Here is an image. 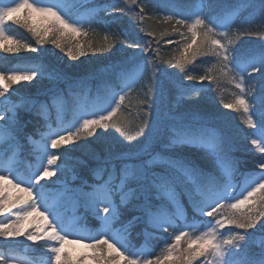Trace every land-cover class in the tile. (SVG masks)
Wrapping results in <instances>:
<instances>
[{
	"label": "snow or ice",
	"instance_id": "snow-or-ice-1",
	"mask_svg": "<svg viewBox=\"0 0 264 264\" xmlns=\"http://www.w3.org/2000/svg\"><path fill=\"white\" fill-rule=\"evenodd\" d=\"M74 2L75 0H8V2L0 0V51L7 53H18L22 49L29 52L38 51L31 44L15 39L6 27L9 21L12 24H19L17 15L22 10H27L30 14L37 13L53 18L52 26L46 28L43 33L29 27L28 17L24 18V25L37 38V44L52 43L61 51H65L67 47V56L72 60L85 55V44L77 41L74 46L66 45L65 38L73 40L80 35L87 36L88 32L84 26L86 24L90 26L97 21L95 12L88 17L74 18L69 9V5ZM128 2L129 0H125V3ZM130 2L136 4V0H130ZM138 7V15L143 14L144 7L142 5ZM206 7L211 12V5H205L201 0L198 10L188 19L182 16L175 21L176 24L188 28L191 42L183 48V55L175 62L169 61V64L172 68L183 71L185 66L192 63L198 55H214L218 61L217 68L222 75L227 76L230 72L234 74L231 79L235 81L234 86L239 89V94L223 107L234 112H242L246 127L254 130L246 135L251 138V144L261 153L257 163L259 172L245 175L243 191L246 195L242 198L233 196L232 189L235 185L231 177L235 169L227 156V145L222 134L216 135L211 154L215 157L214 163L223 171V180L205 173L185 156L178 154V150L186 146L196 148L205 146L207 129L205 116L194 114L193 120L197 122L195 126L193 124L174 126L170 129L171 135H166L162 126L150 128L149 136L145 137L149 143L142 142L126 147V150L116 157L120 161L119 169L115 164L109 167L106 163L100 169L94 170L107 174V179L102 183L89 186L90 191H84L83 188L78 190L65 188V195L76 200L82 199L85 209L104 227L99 236L93 238V242L85 245L98 250L99 255L93 257L97 264H120L121 261L124 264H165L173 257L174 264H193V261L201 257L204 258L202 264H264V239L256 243L258 235L264 236V223H260L264 219V51L259 55L234 56L230 48L234 40L229 38V32L235 23L233 18L235 10L226 11L222 15H205ZM258 10L261 17H264V0H258ZM99 11L107 13L109 9L101 7ZM112 11L125 12L126 10L123 7H116ZM171 19L172 15L166 17V21ZM243 23L251 24L253 21L246 19ZM50 32L52 39L46 40L45 37ZM218 37H224L227 43H222ZM6 45H15V47ZM113 46L110 45L108 49L103 50H110ZM87 47L92 48L93 45L89 43ZM127 47L138 48L139 45L129 43ZM131 62L138 70L147 71L151 66V84L148 90L149 110L166 101L173 94V88L177 90L176 102L190 99L193 93L199 96L202 91L201 88H185L182 84H176L173 74L158 69L153 60H137L133 54ZM53 71L54 76L50 75V78L68 81L67 73ZM257 73H259L257 79L261 84L258 94L253 95L250 102L247 96L252 94V90L245 88V78L253 77ZM43 75L42 65L22 71H12L7 75L0 72V122H2L0 123V182H3L0 184V215L11 212L14 208L17 209L14 219L7 216L4 220H0V238L5 241H16L23 237L32 244L45 241L48 245V242H52L47 246V251L50 253L48 264H76V261L70 258V254H65L64 244L80 243L81 237H73L71 241L66 240V236L71 234L69 229L72 225L64 222L57 202L49 203L46 192L48 185L42 183L55 176L57 172L64 171V168L57 164L62 154L58 151H48V149L58 150L63 145L75 143L82 136L92 137L98 128L106 131L109 127H113L129 141L135 139L136 136L131 135L126 126L114 121L113 117L116 116L121 104L125 101V95L136 81H129L126 73L121 70L118 72L121 80L120 92L113 88L111 99L105 107L98 111H79L67 127L60 119L57 126L53 128L50 123H47L49 117L43 103L38 107L32 100H21L17 103L5 95L13 84L20 81L31 82L37 76ZM185 78L189 81L198 78L201 84L205 80L213 79L210 75L197 77L193 74H186ZM72 86L69 83V89ZM22 109L29 113L35 110L37 117L45 119L48 131L41 134L40 141H33L30 135L24 133L20 115ZM139 127L140 131L137 135H144V128L148 127V124L144 122ZM21 137L36 146L37 162L27 176H21L16 171V157L22 148ZM3 185H10L25 196L14 202L9 201V198L4 196ZM257 194H259L258 198ZM116 196L120 197L119 204L114 199ZM181 196L188 197L193 213L212 218L203 222L205 227L199 230V234H193L190 231L193 225H186L179 230L178 234H174L171 243L166 245L164 254L154 259L149 258L143 251H132L127 247L126 234L128 228L133 226V221L146 223L164 232H167L169 228H176L174 215L180 218L185 215L178 199ZM257 202L259 207L255 206ZM169 203L176 207L174 215L165 210ZM249 203H252L253 207L246 208ZM121 205L125 206L123 211H128V206L131 205V211L138 215H133L123 230L113 231L112 223L122 215ZM222 209L230 210V214L225 215ZM34 215L40 216L46 227L27 231L25 224ZM49 217L52 219L50 220ZM258 224L259 229H257ZM226 226L243 230V233L231 230L224 233L222 230ZM252 229L257 231L251 232ZM181 241H184L187 247H181ZM105 246L107 252H105ZM253 248L258 250L253 251ZM0 264H24V261L11 259L0 253Z\"/></svg>",
	"mask_w": 264,
	"mask_h": 264
},
{
	"label": "trees",
	"instance_id": "trees-1",
	"mask_svg": "<svg viewBox=\"0 0 264 264\" xmlns=\"http://www.w3.org/2000/svg\"><path fill=\"white\" fill-rule=\"evenodd\" d=\"M75 0L69 5L70 14L74 18L82 17L81 13L85 10L86 17L95 12L97 22L87 27L88 35H81L78 39L80 43L85 44V55L79 56L77 60H72L66 53L52 54L49 52L45 44H37V38L28 27L20 21L19 24L8 22L7 29L10 34L17 36L22 42L36 45L37 52H29L21 50L18 53H7L0 51V72L9 74L12 71L24 70L33 66L42 65L50 71L59 70L67 73L68 81L59 79L55 85L48 88L37 90L26 83L18 82L11 86L7 92L14 102L19 103L21 100H32L36 102L37 107L43 103L47 109L49 117L47 123L53 128L57 126L58 120L62 119L65 127L71 124L75 115L82 111L80 103L87 98L86 110L91 107L103 108L111 99L112 89L116 91L121 89V80L118 72L121 70L126 73L127 78L135 80L136 83L128 91L131 99L129 108L131 114L126 116L123 126L130 125L129 133L136 136L135 139L129 141L126 137L120 136L116 131L109 132L114 138L116 149L110 151L105 149L103 142L98 140V135L92 137L82 136L78 141L70 145H63L58 150L62 154L60 161L69 160L74 165L77 173L74 184L82 186L85 191H90L91 185H97L107 179L106 173L98 170L106 163L110 167L115 164L117 169L120 167V161L116 157L126 150V147L138 145L142 142L149 143L145 140L149 136V129L155 126H162L166 135H171L172 127H180L184 124H195L193 120L194 114H199L207 118V129L205 133V146L197 148L200 151L192 152L196 147H184L178 151H183L190 155L188 159L192 164L202 168L205 173L223 180V171L215 163V159H209L205 151H209L212 144L215 143L213 134H222L226 141L227 156L234 165L232 174V183L235 185L233 196L241 192L245 186V175L259 172L257 167L261 153L251 144V138L246 134L254 131L246 127L244 115L242 112H234L231 109L224 108L223 105L232 102V95L239 94L231 79V74L222 75L215 64L218 62L214 55H198L196 59L185 66L182 71L172 68L169 61L175 62L180 55L187 40L184 39L178 31L181 25L175 21L182 16L188 19L195 11L201 0H136V4H132L129 0ZM8 2V0H5ZM205 5H211V12L206 7L205 15L223 14L229 10L233 12L235 23L230 31L231 39L234 43L230 45L234 56H252L259 55L264 51V17H261L258 10V0H202ZM256 4V7L250 5ZM144 7V13L138 15L139 7ZM106 7L109 11H99V8ZM123 7L126 11H112L113 8ZM172 15L170 21H166V17ZM141 16L143 17L141 19ZM246 19H252L253 23H243ZM29 26V25H28ZM30 27V26H29ZM251 32L253 34H245ZM151 33L152 35H148ZM76 41V42H77ZM172 41V43H169ZM75 42V43H76ZM91 43L92 48H88L87 44ZM129 43L138 44L139 47L129 48ZM75 44H73L74 46ZM110 45H114L108 49ZM158 50V51H157ZM135 54L137 60L149 59L153 60L158 69H163L173 74L176 84H182L185 88L196 87L201 88L200 95L193 93L190 99L186 98L182 102L175 101L176 89L173 88V94L168 99L149 110L148 90L151 84V66L147 71L138 70L136 65L131 62L132 55ZM111 66V67H110ZM211 69V71H209ZM54 72V71H53ZM186 74H193L197 77L202 75H210L212 80H205L201 84L199 79L189 81ZM259 73L253 77H246L245 82L249 84L252 94L249 97L252 101L253 95L258 94L261 82L257 79ZM79 81V83H77ZM251 81V83H249ZM69 83L73 86L69 89ZM141 100L139 103L138 100ZM59 101V102H57ZM63 101V103H61ZM142 101L146 109H140ZM195 105V107H192ZM255 107V105H253ZM125 109L128 105L125 104ZM85 109V108H84ZM147 113V114H146ZM22 118V127L24 133L30 135L33 141L41 140V134L46 133V121L35 115V110L29 113L25 110L20 112ZM118 117H113L117 120ZM147 122L148 127L144 128V135H137L140 127ZM20 143L22 148L17 155L16 171L21 176H27L35 165L37 158L35 145L29 143L21 137ZM87 143V145H84ZM124 147H122V144ZM92 147V150L98 155L89 154L86 148ZM49 150V149H48ZM190 151V153L188 152ZM97 156V157H96ZM49 187H56L54 183L45 182ZM134 187V185H132ZM59 187V186H58ZM181 191V190H178ZM117 204L120 203V197L114 198ZM182 208L185 211L184 218L174 215V209L166 206V211L174 215L176 228H169L167 232L152 228L146 223L133 221V226L128 228L127 247L132 251H143L149 258H155L164 254L167 244L171 243L170 234L180 228L183 221L193 225L190 231L193 234H199V230L205 227L203 222L209 221L210 217H201L191 211L187 196L178 197ZM125 206L121 205L122 215L116 220L115 226L119 230H123L132 219L133 215H138L131 211V205L128 211H123ZM224 214H230V210L222 209ZM89 235L96 236L101 222L95 217L87 216L84 220ZM261 223V222H260ZM260 225H257L259 229ZM230 229L237 231L234 227ZM257 229L250 230L256 232ZM243 233V230L242 232ZM259 236V235H258ZM181 247H187L184 241H181ZM22 247H16L8 241L0 238V253L10 258L12 256H29L44 257L43 251L29 250L25 253ZM253 248V251H257Z\"/></svg>",
	"mask_w": 264,
	"mask_h": 264
},
{
	"label": "rangeland",
	"instance_id": "rangeland-1",
	"mask_svg": "<svg viewBox=\"0 0 264 264\" xmlns=\"http://www.w3.org/2000/svg\"><path fill=\"white\" fill-rule=\"evenodd\" d=\"M90 1H92V0H88V2H90ZM81 15H82V17H86L85 10L82 11ZM25 17H28L27 24L30 27L35 28L37 31H39L41 33H43L46 28H50L52 26V23H53V18L45 17V16H42V15L37 14V13H31L30 14L27 10H22L21 13H19L17 15L16 19H18L24 23ZM6 27H7V25H6ZM85 30H87V27H85ZM178 31L181 35L183 34V37L185 40H187V43L191 42V34L188 31V28L186 26H181L180 28H178ZM12 36L17 40H20L17 36H15V35H12ZM218 38L221 40L222 43H225V44L227 43V40L224 37H218ZM229 38L231 39L230 32H229ZM45 39L51 40L52 39V33L50 32L48 34V36L45 37ZM78 39H81V35L77 36L73 40H69V38L66 37L65 38V44L66 45L70 44L71 46H73V44H75V42ZM22 43H25V42H22ZM187 43L184 45V47L187 45ZM44 44L46 45L49 52L52 54H56V53L61 52V50L56 48L55 45L52 43H44ZM31 45L33 47H36V45H34V44H31ZM6 46L15 47V45H6ZM66 52H67V47L65 48V51H62L61 54L66 53ZM182 55H183V49H182L180 55H178L177 59H179ZM217 64H218V62L215 64L216 67H217ZM229 67H231V62H229ZM43 68H44V75L42 77L37 76V78L32 80L31 82H28V81H20V82H23V83H26L32 87H35L37 90L48 88L51 85H55L59 79L50 78V75L54 76V72L50 71L47 67L43 66ZM230 74H231V76L234 75L231 72H230ZM127 79L129 81H132L131 78H127ZM237 79H238V77H237ZM233 82H235V81H233ZM250 87L251 86L249 84H246V82H245V88L248 89ZM117 92H120V91H117ZM5 95L7 97H9L8 93H6ZM127 95H128V92H127ZM250 95L247 96L248 100H249ZM231 97H232V100L235 99V95H232ZM118 98L119 97L117 96L116 99L118 100ZM140 101L141 100L139 99L137 103H139ZM57 102H59V101H57ZM86 102H87V98H84L82 100V102L80 103V107H82L83 110H86ZM130 102H131V99L127 96L125 98L124 103L121 104L120 109L118 110V112L116 114L118 119L115 121H118L122 126H123L122 123L125 121L126 116L131 114V109L129 108ZM61 103H63V101ZM125 104L128 105V109L124 108ZM140 109H146V107L144 106V101H142ZM93 110L98 111V109L94 108V107H91L89 111H93ZM0 123H2V122H0ZM126 127H127V129H129L131 126L127 125ZM98 131H99V128L96 130L95 135H97ZM112 131H116V133H118L120 136H122L120 134V132H118L113 127H112ZM213 135H214V137H216V135H218V133L213 134ZM98 140L103 142L105 149L110 150V151H114L116 149V146L114 145V138L111 136V133L109 132V128L106 131L104 129H101V132L98 135ZM68 145H70V144H68ZM84 145H87V143H84ZM122 147H124L123 144H122ZM211 148H212V146H211ZM211 148L209 149V151H205V154L209 157V159H215V157L211 154ZM49 150L51 151V148H49ZM86 150H87V152H89V154L98 155L97 152L92 150L91 146H88L86 148ZM198 151H200V150L197 148H194L192 152H198ZM188 152L190 153V151H188ZM178 154L185 156L187 159L190 158V155L185 154L183 151H178ZM16 159H17V157H16ZM66 161H69V160H64V161L58 160L57 161V164L64 168L63 173L57 172L55 176H53V177H51L45 181H42V183H45V182L54 183L55 182L54 186H56V187H49L46 189V192H47V195L49 198V203L57 202L59 204L60 212L62 214L63 219H67V224L72 225V227L69 229L71 234L66 236V240L71 241L73 239V237H81L80 243H65L64 244L65 254H70V258L73 259L74 261H76V264H97L96 260L93 259V257L99 255L98 250H94L90 247L85 246L88 243L93 242V238H95V237H90L87 234V231H86L84 224H81L79 222L81 220L82 213L81 214L80 213L75 214V212L79 208V200H76L74 198H70V197L65 195V188L72 189V190H78L81 188V187H77L74 184V180L76 179L77 173L75 171L73 163L66 162ZM36 162H37V158H36L35 164H36ZM13 183H15V181H13ZM0 184H3V182H0ZM3 187L5 188L4 196L8 197L9 201L14 202L16 199L25 196L24 193L19 192L17 189L12 188L10 185H3ZM243 189L236 196H241V198H242L243 195H246V192H244ZM258 197H259V194H257V198ZM166 206L173 208L174 214L176 213V207L174 205L169 203ZM180 206H181V203H180ZM255 206L259 207V202H257V204ZM81 207H83L82 208L83 211L84 210L87 211L84 207V203L82 204ZM248 207H253V204L249 203V205H247L246 208H248ZM16 211H17V209L14 208L11 210V212H6L3 215H0V220H4L5 217H7V216H11L14 219L15 218L14 213ZM69 212L74 213L73 216L68 215ZM87 212H89V211H87ZM101 215H102V213H101ZM225 215H228V214H225ZM49 219L51 220L52 218L49 217ZM260 222L264 223V219H262ZM182 224H184V225H181L179 230L185 228L186 225H188L186 223H182ZM25 227H26L27 231H33L37 228L46 227V225L40 216L34 215L33 217H31L27 221V223L25 224ZM230 228H231V226H226L222 231L224 233H228L230 230L233 231ZM103 230H104V227L101 224V227L99 229V233L96 237H98L99 234ZM116 230H118V229H115L113 231H116ZM179 230L172 232L170 235L173 237L174 234L179 233ZM234 232H240L241 233L242 230L237 229V231H234ZM100 238H103V237H100ZM261 239H264V236H261V235L257 236L256 237V243L258 244ZM9 243L16 245V247L22 246L21 249L25 252L29 251V250H32V251L37 250V251H44L46 253L44 255V258H42V257H32L31 258L29 256L28 257L27 256H14L11 259L22 260V261H24V264H48V259H49L50 253H48V251H47V246L50 245L52 242H48V245H46L45 241H38L36 244H32V242L26 241V240H24L23 237H20L16 241L9 240ZM193 247H195V245H193ZM105 252H107L106 246H105ZM162 255H160V256H162ZM203 260H204V258L201 257V258L193 261V264H202ZM174 261H175V258L173 257L172 260L166 261L165 264H174ZM120 264H124V262L121 261Z\"/></svg>",
	"mask_w": 264,
	"mask_h": 264
}]
</instances>
